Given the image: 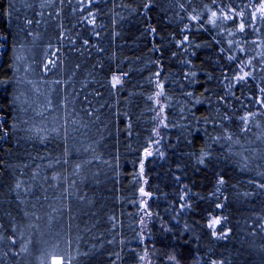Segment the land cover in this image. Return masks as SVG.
I'll return each instance as SVG.
<instances>
[{"label": "trees", "instance_id": "16d2710c", "mask_svg": "<svg viewBox=\"0 0 264 264\" xmlns=\"http://www.w3.org/2000/svg\"><path fill=\"white\" fill-rule=\"evenodd\" d=\"M88 6L0 0V264H264L259 5Z\"/></svg>", "mask_w": 264, "mask_h": 264}, {"label": "snow or ice", "instance_id": "6c2138e0", "mask_svg": "<svg viewBox=\"0 0 264 264\" xmlns=\"http://www.w3.org/2000/svg\"><path fill=\"white\" fill-rule=\"evenodd\" d=\"M92 2H93V0H89V6H88L87 11L89 13V17L90 18L86 17L85 18V22L95 25V15L96 14L91 11V3ZM255 4H258L259 7L256 8L254 12L249 13V19H248L247 22L249 23L250 26L252 24V21L257 19V18L260 19V20H264V3H262L261 0H255ZM152 6H153L152 3L149 2L148 4L145 5V9L146 10L150 9ZM181 8H183V4H181ZM81 11H85V9L82 8ZM221 11H223V9H221ZM233 11H235V10H233ZM257 14H259V16H257ZM242 15H243L242 12H237V16H242ZM211 16H212L213 19L210 22L212 24H215L216 23L215 18L217 17V12L216 11H212ZM223 18L233 19L234 20L236 17L225 14V16ZM191 19L196 20V19H198V17L194 15V16L191 17ZM29 23H31V21H29ZM239 30L240 31H244L245 30V26H244L243 22L240 24ZM230 35H231V33H230ZM185 40H187V37H185ZM85 43H87V41H85ZM229 44L231 45V42H229ZM230 59H231V57H230ZM248 63L250 64L251 61H249ZM53 64H55V60H49L48 63H46L44 65V67L47 70L49 65H53ZM248 76H249V73L245 72L242 76L237 77V79L239 81H243ZM120 83H121V78L120 77H113V80H112L113 87L119 85ZM262 91H264V89H262ZM260 103H261L262 106H264V100H261ZM249 115H254V114H249ZM248 118H249L248 116L242 117L241 118L242 122L246 123L248 121ZM151 155H152V152L146 150L145 156H151ZM200 162L203 163V160H201ZM141 170H143V165H141ZM219 183L220 184H224L225 183L223 178H220ZM17 187H19V185H17ZM260 187L264 188V184H261ZM141 193L144 194V195H148V193H144L143 189H141ZM218 207H221V205H218ZM221 223H222L221 219L214 218L211 221V223L209 224V227H215L217 225H221ZM213 235L216 236L217 233L213 232ZM222 235L224 237H227L228 233L222 232ZM61 264H63V260L62 259H61ZM213 264H214V262H213Z\"/></svg>", "mask_w": 264, "mask_h": 264}]
</instances>
